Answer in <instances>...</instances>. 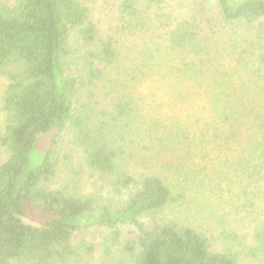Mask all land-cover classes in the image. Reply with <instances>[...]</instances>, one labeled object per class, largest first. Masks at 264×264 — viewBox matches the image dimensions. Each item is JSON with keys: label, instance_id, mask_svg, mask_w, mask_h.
<instances>
[{"label": "trees", "instance_id": "obj_1", "mask_svg": "<svg viewBox=\"0 0 264 264\" xmlns=\"http://www.w3.org/2000/svg\"><path fill=\"white\" fill-rule=\"evenodd\" d=\"M166 1L119 0L104 32L81 0H0V264H264V218L246 241L188 217L208 191L264 203V0ZM144 80L204 114L145 116Z\"/></svg>", "mask_w": 264, "mask_h": 264}, {"label": "rangeland", "instance_id": "obj_2", "mask_svg": "<svg viewBox=\"0 0 264 264\" xmlns=\"http://www.w3.org/2000/svg\"><path fill=\"white\" fill-rule=\"evenodd\" d=\"M84 2L91 11L92 19L98 26L107 32L116 26V16L118 12L119 0H81ZM214 3V0H210ZM245 0H229L232 5H238ZM188 7L187 1H173L167 0L164 6L165 16L171 17V20L180 19ZM5 86V81L0 79V98ZM185 96L183 98H176L173 93L172 85L163 82H155L144 80L139 86L138 92L141 93L143 98V107L145 116H149L147 110L151 113H162L164 116L180 117L187 119L188 115L204 114V107L202 106L201 99L195 94L189 95L187 89H183ZM4 113L0 105V129L4 123ZM46 136H42L41 140L32 153L31 167H36L43 161L46 151V141L43 140ZM0 151V159L2 158ZM137 172H149L143 165L135 166L132 170ZM82 194H92L91 186L83 182L80 186ZM192 209L188 211L190 221L199 228H204L211 231L213 239H217L222 233L224 225L227 224L228 230L238 233L242 239L250 241L253 234V228L259 219L264 218V203L254 199V203L259 207L244 208L246 201L239 199L235 192H225L223 195L217 192H203L201 194H194ZM123 195L103 194L102 202L110 207L119 206L125 199ZM219 220L222 221L221 225ZM28 221V220H27ZM29 222V221H28ZM220 225H218L217 224ZM132 230L125 228V231ZM108 232L107 229H99L96 232L92 231L90 236L97 235V244L102 239V236ZM216 246L219 247V240L216 241ZM99 249L96 252V257H99ZM264 263V262H263Z\"/></svg>", "mask_w": 264, "mask_h": 264}]
</instances>
